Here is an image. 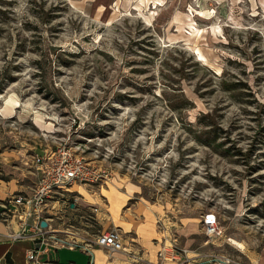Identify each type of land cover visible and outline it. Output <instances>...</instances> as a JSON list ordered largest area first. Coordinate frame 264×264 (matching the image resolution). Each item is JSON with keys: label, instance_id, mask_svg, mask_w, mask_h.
<instances>
[{"label": "rangeland", "instance_id": "obj_1", "mask_svg": "<svg viewBox=\"0 0 264 264\" xmlns=\"http://www.w3.org/2000/svg\"><path fill=\"white\" fill-rule=\"evenodd\" d=\"M67 136L108 172L88 192L110 221L134 188L157 221L194 222L207 251L251 262L264 249V0H0V153ZM27 167L16 158L0 179ZM88 219L89 234L103 228Z\"/></svg>", "mask_w": 264, "mask_h": 264}, {"label": "crops", "instance_id": "obj_2", "mask_svg": "<svg viewBox=\"0 0 264 264\" xmlns=\"http://www.w3.org/2000/svg\"><path fill=\"white\" fill-rule=\"evenodd\" d=\"M52 142L53 145L45 143L39 146L30 155L24 156L19 149L5 151L6 155L3 152L0 153V166L3 169H8L9 163L20 157L25 163H28V167L26 169L21 168V172L17 173V176H11L6 181L0 179V201L6 199L12 193L26 194L31 191L38 178V166L35 162V156L44 155L53 149L56 139ZM91 161L94 162V160ZM29 167L33 168L32 171L30 170L32 174L37 175L32 186H26L22 183L25 177H29ZM9 172L16 175L15 171L9 170ZM92 186L95 185L77 184L71 188L78 196L79 207L75 211H67L62 199V201L53 202L54 208L44 213L49 218L48 221L53 228L62 231L68 226L78 225L79 227V224H81L82 231L90 232L88 217L92 214L88 206L98 203L96 196L88 192L90 189L92 190ZM78 187L80 188L78 189ZM135 192L134 188H129L122 195H117L115 201L113 200L114 221L113 219L110 221L108 219L110 216L106 213L93 215L103 226V230L112 224L118 226L124 235L125 244L130 250L140 252L144 258L143 262H133L126 252H109L107 249L97 246L89 253L80 248L66 246L51 247L49 250L43 251L38 249V242L30 237L18 240L9 238L7 234L9 231L18 229V222L13 218L7 225L0 216V264H29L27 252L34 248L36 249V256L33 264H43L44 262H50L51 264H219L213 258L216 254L210 253L204 247L206 240L196 223L185 219H180L179 222L169 221L165 218L159 219L158 222L156 217L158 211L152 205L139 200L132 201V193ZM2 209L0 207V212ZM158 224L162 226V230L158 228ZM173 237L177 238V245L184 249V254L181 255L180 260L175 262L160 263L158 251L163 244H169L170 239ZM251 262L253 264H264V249L252 258Z\"/></svg>", "mask_w": 264, "mask_h": 264}, {"label": "built area", "instance_id": "obj_3", "mask_svg": "<svg viewBox=\"0 0 264 264\" xmlns=\"http://www.w3.org/2000/svg\"><path fill=\"white\" fill-rule=\"evenodd\" d=\"M61 139V140H60ZM55 147L44 155H36L38 166L36 184L29 193H12L0 201L1 218L8 225L13 218L18 222L16 231H9L7 236L12 240L30 237L38 242V249L43 251L51 247L80 248L90 252L94 247L107 249L109 252L123 251L136 263L144 258L140 252L132 251L125 244V238L118 226L110 225L95 234L82 231L74 225L62 231L53 228L44 213L54 208V203L63 200L67 211H75L79 207L78 196L71 188L74 185H98L106 183L108 172L101 166L79 154L71 143L70 136L60 138ZM58 196V197H57ZM62 199V200H61ZM54 202V203H53ZM53 203V204H52ZM90 213H108L100 203L88 206ZM45 221L46 226L41 222ZM204 232L208 237L220 234L217 217L214 213H206L203 217ZM158 251L160 263H170L181 259L184 249L177 245V238L170 239ZM36 249L27 252L29 264L35 261ZM214 260L219 264H253L242 262L225 254H216ZM43 264H51L44 262Z\"/></svg>", "mask_w": 264, "mask_h": 264}, {"label": "water", "instance_id": "obj_4", "mask_svg": "<svg viewBox=\"0 0 264 264\" xmlns=\"http://www.w3.org/2000/svg\"><path fill=\"white\" fill-rule=\"evenodd\" d=\"M41 224H42V226H46V222L45 221H42Z\"/></svg>", "mask_w": 264, "mask_h": 264}, {"label": "bare ground", "instance_id": "obj_5", "mask_svg": "<svg viewBox=\"0 0 264 264\" xmlns=\"http://www.w3.org/2000/svg\"><path fill=\"white\" fill-rule=\"evenodd\" d=\"M12 102L15 103V100H13ZM41 124H42V122H41ZM107 192H108L107 195L110 196V195H109V191H107Z\"/></svg>", "mask_w": 264, "mask_h": 264}]
</instances>
